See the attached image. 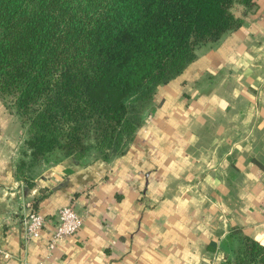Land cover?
Masks as SVG:
<instances>
[{
	"label": "crops",
	"instance_id": "crops-1",
	"mask_svg": "<svg viewBox=\"0 0 264 264\" xmlns=\"http://www.w3.org/2000/svg\"><path fill=\"white\" fill-rule=\"evenodd\" d=\"M255 4L157 87L121 153L20 172L26 130L0 99V264H225L243 235L264 246V0ZM28 202L45 217L38 238L27 239ZM66 206L83 226L50 249Z\"/></svg>",
	"mask_w": 264,
	"mask_h": 264
},
{
	"label": "trees",
	"instance_id": "trees-1",
	"mask_svg": "<svg viewBox=\"0 0 264 264\" xmlns=\"http://www.w3.org/2000/svg\"><path fill=\"white\" fill-rule=\"evenodd\" d=\"M255 5L0 0V99L26 130L19 171L82 159L92 147L121 153L157 87L238 30ZM225 264H264V246L243 235Z\"/></svg>",
	"mask_w": 264,
	"mask_h": 264
},
{
	"label": "built area",
	"instance_id": "built-area-1",
	"mask_svg": "<svg viewBox=\"0 0 264 264\" xmlns=\"http://www.w3.org/2000/svg\"><path fill=\"white\" fill-rule=\"evenodd\" d=\"M27 215L25 218V226L27 232V239L38 238L41 235L45 224V217L34 209L33 203L26 204ZM58 226L56 228L53 239L51 240L50 249L55 247V244L63 239L77 234L82 226L83 219L74 209L73 206H66L62 208L57 215Z\"/></svg>",
	"mask_w": 264,
	"mask_h": 264
},
{
	"label": "rangeland",
	"instance_id": "rangeland-1",
	"mask_svg": "<svg viewBox=\"0 0 264 264\" xmlns=\"http://www.w3.org/2000/svg\"><path fill=\"white\" fill-rule=\"evenodd\" d=\"M108 150H110V148H106V149H100V148H95V147H92L90 150H88L87 154L85 157H83L82 159H77L75 157H69L67 159H72V160H75V161H81V160H85V159H88V158H95V157H99V156H104V154L106 152H108ZM67 159H63V160H60V161H56L54 162V160H52L51 162L49 163H60L62 161H65ZM58 160V159H57Z\"/></svg>",
	"mask_w": 264,
	"mask_h": 264
}]
</instances>
